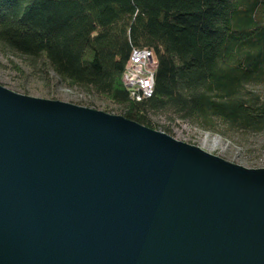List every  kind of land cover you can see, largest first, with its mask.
Masks as SVG:
<instances>
[{
    "label": "water",
    "instance_id": "1",
    "mask_svg": "<svg viewBox=\"0 0 264 264\" xmlns=\"http://www.w3.org/2000/svg\"><path fill=\"white\" fill-rule=\"evenodd\" d=\"M0 264H264V169L0 85Z\"/></svg>",
    "mask_w": 264,
    "mask_h": 264
},
{
    "label": "trees",
    "instance_id": "2",
    "mask_svg": "<svg viewBox=\"0 0 264 264\" xmlns=\"http://www.w3.org/2000/svg\"><path fill=\"white\" fill-rule=\"evenodd\" d=\"M134 49L157 57L141 102L123 84ZM0 51L152 130L164 115L226 138L264 133V0H0Z\"/></svg>",
    "mask_w": 264,
    "mask_h": 264
},
{
    "label": "rangeland",
    "instance_id": "3",
    "mask_svg": "<svg viewBox=\"0 0 264 264\" xmlns=\"http://www.w3.org/2000/svg\"><path fill=\"white\" fill-rule=\"evenodd\" d=\"M137 50L153 52L157 61L154 51ZM132 54L128 63L131 61ZM0 85L20 95L88 107L110 115L121 116L120 106L109 98L91 94L79 88H71L61 83L57 75L45 66L35 71L21 57L2 51H0ZM152 119L161 129L157 131L162 132L163 127H169L170 136L177 141L194 145L205 152L247 169H264V133L230 135L226 138L202 131L187 123L170 122L164 115L153 116Z\"/></svg>",
    "mask_w": 264,
    "mask_h": 264
},
{
    "label": "built area",
    "instance_id": "4",
    "mask_svg": "<svg viewBox=\"0 0 264 264\" xmlns=\"http://www.w3.org/2000/svg\"><path fill=\"white\" fill-rule=\"evenodd\" d=\"M123 76V84L131 98L141 102L154 92L157 61L149 50H134Z\"/></svg>",
    "mask_w": 264,
    "mask_h": 264
}]
</instances>
